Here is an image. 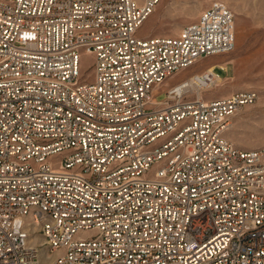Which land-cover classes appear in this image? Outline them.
Masks as SVG:
<instances>
[{
  "label": "built area",
  "instance_id": "2783aa9c",
  "mask_svg": "<svg viewBox=\"0 0 264 264\" xmlns=\"http://www.w3.org/2000/svg\"><path fill=\"white\" fill-rule=\"evenodd\" d=\"M161 1L0 0V264H264V148L227 137L256 92L165 86L234 50L235 15L139 34Z\"/></svg>",
  "mask_w": 264,
  "mask_h": 264
},
{
  "label": "rangeland",
  "instance_id": "374dc122",
  "mask_svg": "<svg viewBox=\"0 0 264 264\" xmlns=\"http://www.w3.org/2000/svg\"><path fill=\"white\" fill-rule=\"evenodd\" d=\"M216 0H162L145 22L139 34L146 36H176L187 24L197 20L200 13ZM224 2L235 15L236 42L232 52L200 61L191 69L179 73L165 86L179 83L192 73L205 69L207 62H226V70L215 68L223 84L204 92L205 98H217L234 92L254 91L256 102L241 110L232 119L227 137L244 150L264 148V0H217ZM93 57L85 55L82 75L93 81ZM159 95L158 99H164ZM39 244L40 240H36ZM43 255L46 249L42 247Z\"/></svg>",
  "mask_w": 264,
  "mask_h": 264
},
{
  "label": "bare ground",
  "instance_id": "6f19581e",
  "mask_svg": "<svg viewBox=\"0 0 264 264\" xmlns=\"http://www.w3.org/2000/svg\"><path fill=\"white\" fill-rule=\"evenodd\" d=\"M218 56H221V55H218ZM206 64H208L207 69H209L210 72H213V70L216 67H219L221 70H226V65H227L226 62H220V63H209V62H207ZM195 73H192L188 78H190L191 76H193ZM176 76H174V77H176ZM223 82H224V79L221 78L218 74H216V80H215V84L213 86H210L208 88H205L204 90H198V89L194 88V91L196 92V95L198 97H203L204 92L210 91V90H212V89H214V88H216L218 86H221V84H223ZM192 84H193V81L188 83V85H192Z\"/></svg>",
  "mask_w": 264,
  "mask_h": 264
},
{
  "label": "crops",
  "instance_id": "0c3cea01",
  "mask_svg": "<svg viewBox=\"0 0 264 264\" xmlns=\"http://www.w3.org/2000/svg\"><path fill=\"white\" fill-rule=\"evenodd\" d=\"M199 17V16H198ZM198 19V18H197ZM207 66H208V64H206L205 65V69L207 68ZM176 83H174V84H172V85H170V86H173V85H175Z\"/></svg>",
  "mask_w": 264,
  "mask_h": 264
}]
</instances>
